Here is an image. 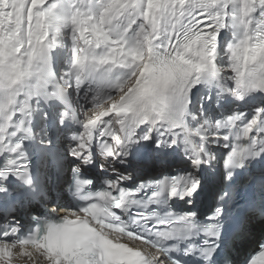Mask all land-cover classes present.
<instances>
[{
    "label": "snow or ice",
    "instance_id": "1",
    "mask_svg": "<svg viewBox=\"0 0 264 264\" xmlns=\"http://www.w3.org/2000/svg\"><path fill=\"white\" fill-rule=\"evenodd\" d=\"M16 257L264 264V0H0Z\"/></svg>",
    "mask_w": 264,
    "mask_h": 264
}]
</instances>
